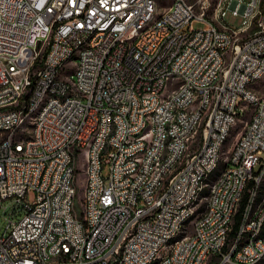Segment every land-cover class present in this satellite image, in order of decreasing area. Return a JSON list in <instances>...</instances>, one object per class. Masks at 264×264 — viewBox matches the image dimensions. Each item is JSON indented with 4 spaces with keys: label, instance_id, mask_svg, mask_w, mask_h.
I'll list each match as a JSON object with an SVG mask.
<instances>
[{
    "label": "built area",
    "instance_id": "obj_1",
    "mask_svg": "<svg viewBox=\"0 0 264 264\" xmlns=\"http://www.w3.org/2000/svg\"><path fill=\"white\" fill-rule=\"evenodd\" d=\"M153 4L0 0V264H141L158 255L193 212L183 203L219 161L220 136L248 112L205 216L167 264L264 261V241L254 242L264 204L248 214L264 178V86H249L264 77V0ZM192 21L205 29L190 30ZM51 93L62 102L30 129L36 101Z\"/></svg>",
    "mask_w": 264,
    "mask_h": 264
},
{
    "label": "bare ground",
    "instance_id": "obj_2",
    "mask_svg": "<svg viewBox=\"0 0 264 264\" xmlns=\"http://www.w3.org/2000/svg\"><path fill=\"white\" fill-rule=\"evenodd\" d=\"M160 4H164V0H157V4H153V11H160ZM123 37H116L114 39V47H122ZM74 60V53H64L63 61ZM249 86H264V77L250 78ZM64 99H72V92H64ZM56 102H62V95L59 93H51V97L42 96L39 101H36L34 107L30 112V129H37L39 119L43 118V115L47 112L50 105H55ZM235 126H228V133L220 136V141L217 144V158L215 164H209L201 170V176L198 180H195V187L190 192V199L183 203V211H193L184 213L181 215L177 224L170 236L164 237V246L158 255L150 257L144 263L141 264H167V261L174 254V250L177 249V245L182 243L186 236H182L185 232L188 223L195 218H202L205 216V210L202 213L198 212L200 203L205 201L206 207H208V196L211 195L213 187L216 186V179L211 181V177L217 171V168L221 162L223 148ZM144 134H151V127H144ZM239 137V136H238ZM143 131L134 130L133 139H142ZM227 161V158L226 160ZM225 172V166L220 173ZM208 189V195L202 198V193ZM256 204H264V178L261 179L259 184V190L254 193V202L248 203V214H256ZM259 212L264 213V205H259ZM196 220V219H195ZM193 221V220H192ZM195 222V221H194ZM187 232V231H186ZM264 241V225L263 230H258L254 235V242ZM209 257H202V264H207Z\"/></svg>",
    "mask_w": 264,
    "mask_h": 264
},
{
    "label": "rangeland",
    "instance_id": "obj_3",
    "mask_svg": "<svg viewBox=\"0 0 264 264\" xmlns=\"http://www.w3.org/2000/svg\"><path fill=\"white\" fill-rule=\"evenodd\" d=\"M229 21L234 22V19H232L231 17L227 18ZM190 30H202L205 29V25H203L202 23H199L197 21H192L191 24L188 27ZM239 100L237 101V104H239ZM250 119V112H248L245 115H242L239 120L237 121L235 127L233 128V130L231 131V134L223 148L222 151V158H221V162L217 168V173L219 174L220 171L223 169V167L225 166V160L227 158V149H229L230 147H232V145L234 144V142L236 141V138H238L239 134L243 131L246 123L249 121ZM76 186L80 189V191H82V188L84 187V176L80 175L76 178ZM28 201L30 203H32L34 201V195L33 193H30L28 195ZM9 202H6L5 205H8ZM205 201L202 200V202L200 203L199 209H202V207L204 206ZM10 206V205H9ZM195 217L188 223V225L186 226L185 232L182 234V236H186L187 233L189 234L192 231V224L195 221ZM2 225V222H0V226ZM187 231V232H186ZM209 264V260L208 263ZM262 264H264V261L262 262Z\"/></svg>",
    "mask_w": 264,
    "mask_h": 264
},
{
    "label": "trees",
    "instance_id": "obj_4",
    "mask_svg": "<svg viewBox=\"0 0 264 264\" xmlns=\"http://www.w3.org/2000/svg\"><path fill=\"white\" fill-rule=\"evenodd\" d=\"M224 168V167H223ZM222 171V170H221ZM220 171V172H221ZM218 176V173L217 171L213 174V176L211 177V181L215 180L216 177ZM208 195V189H206L203 193H202V198H205L207 197ZM245 201V200H244ZM243 201V202H244ZM244 204V203H243ZM205 207H206V203H204V206L202 207V209H198V212L199 213H202L204 210H205ZM239 224H240V213L237 215L236 217V220H235V224L233 226V229H232V232H231V237H234V235L236 234L237 230H238V227H239Z\"/></svg>",
    "mask_w": 264,
    "mask_h": 264
}]
</instances>
